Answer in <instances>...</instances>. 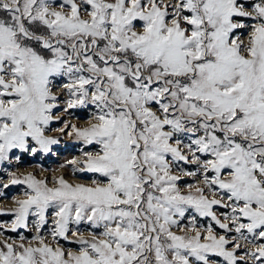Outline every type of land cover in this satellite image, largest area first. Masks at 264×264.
Returning <instances> with one entry per match:
<instances>
[{"label": "snow or ice", "instance_id": "snow-or-ice-1", "mask_svg": "<svg viewBox=\"0 0 264 264\" xmlns=\"http://www.w3.org/2000/svg\"><path fill=\"white\" fill-rule=\"evenodd\" d=\"M0 264H264V0H0Z\"/></svg>", "mask_w": 264, "mask_h": 264}, {"label": "rangeland", "instance_id": "rangeland-1", "mask_svg": "<svg viewBox=\"0 0 264 264\" xmlns=\"http://www.w3.org/2000/svg\"><path fill=\"white\" fill-rule=\"evenodd\" d=\"M74 155H78V147L67 138L64 139L62 145L59 148V155L56 157L49 158H27L19 166L20 173H27L30 171H38L35 167L36 165H41L44 168H56L60 163L64 162L66 159L72 158ZM50 173L40 172V175H49ZM59 174V173H57ZM22 191V186L12 187L7 190V195L11 197L12 195H19ZM4 206H10V204H5Z\"/></svg>", "mask_w": 264, "mask_h": 264}]
</instances>
